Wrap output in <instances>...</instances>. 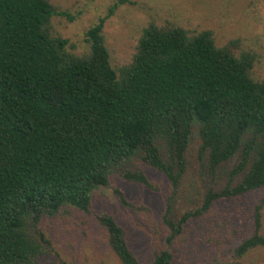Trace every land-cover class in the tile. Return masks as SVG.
Returning <instances> with one entry per match:
<instances>
[{
	"label": "trees",
	"instance_id": "trees-1",
	"mask_svg": "<svg viewBox=\"0 0 264 264\" xmlns=\"http://www.w3.org/2000/svg\"><path fill=\"white\" fill-rule=\"evenodd\" d=\"M55 12L49 0H0V264H38L50 248L41 219L65 208L88 214L93 192L113 174L147 187L135 159L161 173L175 194L195 132L202 168L225 174L227 183L208 189L198 209L177 219L169 198V247L213 201L264 189V79L251 76L253 53L216 46L209 30L190 34L152 23L130 63L115 70L104 19L85 32L89 51L78 56L51 35ZM263 206L264 197L252 234L225 264H255L239 259L264 248ZM97 221L120 262L140 264L114 218L101 214ZM172 259L167 248L150 264Z\"/></svg>",
	"mask_w": 264,
	"mask_h": 264
},
{
	"label": "rangeland",
	"instance_id": "rangeland-1",
	"mask_svg": "<svg viewBox=\"0 0 264 264\" xmlns=\"http://www.w3.org/2000/svg\"><path fill=\"white\" fill-rule=\"evenodd\" d=\"M49 1L56 10L50 20L51 35L66 39V50L74 55L88 53L85 32L104 19V45L115 70L130 63L143 28L153 23L178 26L190 34L211 31L216 46L231 43L236 55L253 53L251 76L264 79V0ZM199 145L195 132L185 154L186 171L175 194L161 173L135 159L132 163L145 174L147 187L113 174L108 186L93 192L88 214L65 208L55 216L43 217L39 229L50 241V248L38 264H122L97 221L101 214L112 216L122 228L126 244L140 264H150L155 254L167 248L173 255L171 264L234 261L233 250L253 232V211L264 197V189L213 201L206 213L188 221L171 247L165 241L168 231L163 215L169 198L177 219L198 209L208 189L219 190L227 183L225 174L211 176L202 168ZM260 234L264 235V206ZM239 261L264 264V248H256Z\"/></svg>",
	"mask_w": 264,
	"mask_h": 264
}]
</instances>
